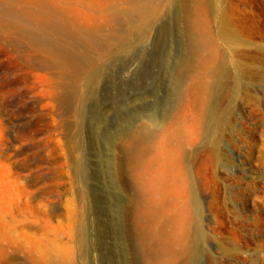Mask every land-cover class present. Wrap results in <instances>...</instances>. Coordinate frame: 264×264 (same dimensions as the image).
<instances>
[{
	"label": "rangeland",
	"instance_id": "obj_1",
	"mask_svg": "<svg viewBox=\"0 0 264 264\" xmlns=\"http://www.w3.org/2000/svg\"><path fill=\"white\" fill-rule=\"evenodd\" d=\"M139 1L0 0V264H188L177 248L157 250L143 229L137 161L147 173L146 162L154 170L165 163L174 177L187 246L203 248L196 264H264V0H208L211 44L193 58L165 124L182 127L181 137L165 150L157 137L123 155L115 139L161 122L185 55L179 9L169 0H143V30L121 48L105 47L113 10ZM50 2L97 30L94 81L88 70L72 87L63 59L32 38L41 18L53 19ZM211 50L228 73L201 111L189 90L207 74ZM212 100L221 122L208 115ZM198 230L204 237L194 241Z\"/></svg>",
	"mask_w": 264,
	"mask_h": 264
},
{
	"label": "bare ground",
	"instance_id": "obj_2",
	"mask_svg": "<svg viewBox=\"0 0 264 264\" xmlns=\"http://www.w3.org/2000/svg\"><path fill=\"white\" fill-rule=\"evenodd\" d=\"M105 1L106 4L113 1H116L118 4L120 0ZM142 1L134 4V7L130 11L113 10L116 15L108 20L112 26V33L104 38L105 47L109 49L112 47L113 49L116 47L121 48L126 44V40L129 39L132 33L143 30L144 20L149 14L145 3H142ZM152 2H159L161 4L162 0H153ZM173 2L178 6L180 13V15H177L180 16V20L177 21L183 25L180 36H182L183 32L182 50H185V55H183L184 52L182 51L183 56L177 57L178 60L173 72L174 85L171 86L172 91L170 90L169 101L164 109L161 122L155 125L153 131L147 132L143 125H135L115 139L117 154L122 153L125 155L128 150L139 148L142 142L157 137H159L158 149L165 150L170 140L181 137L180 131L182 127L180 128L179 126V128L175 129L171 127L166 128L165 124L174 119L175 112L181 103L185 92L184 81L191 70L193 58L201 55L202 51L210 46L212 38L208 0H169V3ZM46 5L47 10L52 11L53 19L49 21L44 17L41 18V24L32 38H35V36L43 37L44 40L49 42L52 52L63 59L62 66L71 76L72 87L77 85L78 79L88 70H90V82L94 81L97 75H95V67H97L95 64L98 63L99 57L96 54L89 53V51L91 48L94 49L96 47L94 32H97V30L90 29L77 17L70 19L67 11L62 7H58L51 2ZM96 6L99 7L98 5ZM122 22L125 25L126 32H120L119 26ZM225 26H228V24L225 23ZM67 27L72 31L69 32ZM58 31L62 33L61 37L57 36ZM180 38H177V40L179 39L178 41H180ZM76 40L84 45L85 52L79 49L80 46L77 44L78 42L76 43ZM204 66H208L209 68L207 74L195 80L189 90L190 94H193L195 97V104L198 105L201 111H204L207 95L214 93L222 87L226 80L225 75L228 73L227 68L224 67V61H218L213 50L209 52L204 60ZM212 102L217 105H212L213 107L208 110V115L210 118L221 122L224 115L219 110L217 100H212ZM170 155L173 158L169 159L170 163L172 161V164H175L174 154L171 152ZM136 163H139L135 165L137 167L136 176L141 184L145 199L144 203L146 204L142 211L146 219L143 222V229L146 230L148 238L157 243V250L171 251L172 248H177L178 252L186 255L188 264L198 263L199 255L202 253L203 248L197 244L193 249L187 246V220L183 224L186 212L183 211L181 197L172 184L174 177L165 175V163L164 165L162 164L160 169L154 170L152 169L153 162H146L148 166L147 170L150 173L143 171L145 162L137 161ZM121 167L119 166L117 170L120 171ZM147 175H149V178H147ZM169 207H173V210H170ZM203 237L204 232L198 230L195 233L194 241L201 240Z\"/></svg>",
	"mask_w": 264,
	"mask_h": 264
}]
</instances>
